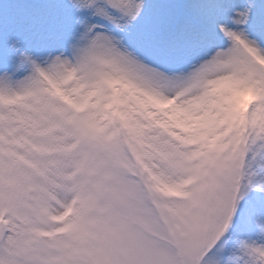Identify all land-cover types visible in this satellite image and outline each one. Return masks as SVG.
<instances>
[{
  "label": "snow or ice",
  "instance_id": "6c2138e0",
  "mask_svg": "<svg viewBox=\"0 0 264 264\" xmlns=\"http://www.w3.org/2000/svg\"><path fill=\"white\" fill-rule=\"evenodd\" d=\"M0 264H264V0H0Z\"/></svg>",
  "mask_w": 264,
  "mask_h": 264
}]
</instances>
